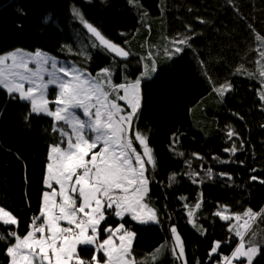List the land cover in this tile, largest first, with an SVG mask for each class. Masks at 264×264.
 I'll return each mask as SVG.
<instances>
[{
  "label": "trees",
  "instance_id": "trees-1",
  "mask_svg": "<svg viewBox=\"0 0 264 264\" xmlns=\"http://www.w3.org/2000/svg\"><path fill=\"white\" fill-rule=\"evenodd\" d=\"M138 4L0 0V55L16 49L43 50L71 59L92 74L109 68L118 83L125 77L139 78L143 65L155 61L157 71L142 83V106L134 127L147 136L153 150L155 168L147 166L150 189L145 202L159 222L139 224L127 216L121 221L109 215L101 227L124 223L134 231L132 256L137 261L162 248L155 264H183L171 251L170 229L175 226L187 264H217L221 255H230L238 238L228 230L234 221L215 213L225 208L232 214L264 210L260 182L264 180V101L260 99L264 78L255 63L261 58L254 38L264 36V0H138ZM73 7L131 55L121 60L102 47H92L94 38L72 14ZM185 35L192 36L191 47L169 60L166 53L172 51V41ZM240 68L245 71L238 72ZM209 77L216 86L229 83L231 90L221 98ZM29 113L28 102L13 99L0 88V206L18 218L21 236L39 214L50 145L61 141L51 130V117ZM229 131L234 133L231 138ZM233 145L235 154L225 151ZM197 202L201 207L195 220L203 233L189 223L188 212ZM254 229L259 242H264V218ZM0 231L5 226L0 225ZM106 236L101 232L100 241ZM215 241L221 247L210 258ZM6 247L0 241V264H10ZM78 252L90 260L95 249L79 246ZM96 255L103 257L102 252ZM253 264H264V248Z\"/></svg>",
  "mask_w": 264,
  "mask_h": 264
},
{
  "label": "snow or ice",
  "instance_id": "snow-or-ice-1",
  "mask_svg": "<svg viewBox=\"0 0 264 264\" xmlns=\"http://www.w3.org/2000/svg\"><path fill=\"white\" fill-rule=\"evenodd\" d=\"M128 3L139 6L138 0H128ZM72 14L95 38L92 47H103L125 60L131 55L88 23L79 9L73 7ZM200 22L204 23L203 20ZM254 38L260 44L261 58L255 63L260 65L258 74L264 78V36L255 34ZM190 40L191 35L174 39L170 55L191 47ZM201 64L203 66V62ZM156 71L155 61H151L143 65L139 78L128 80L125 77V82L114 84L109 68L102 69L93 78L83 68L58 66L54 57L40 50L28 53L16 49L0 55V88L13 99L28 102L29 114L52 117L51 130L61 137L59 143L50 145L43 181L48 190L42 193L39 214L32 217L26 234L18 233V218L0 206V225L5 226V231H0V241L7 244L10 264H155L162 248H157L144 261H137L132 256L134 231L124 223L115 227L101 226L109 215L121 221L127 216L139 224L159 222L156 211L145 203L150 183L147 166L155 168L153 150L147 136L134 127L142 106V80L151 79ZM209 83L221 97L231 90L229 83L216 86L210 77ZM49 86L58 90L52 100L48 99ZM260 99L264 101V91ZM118 101H123L127 107ZM50 103L55 105L54 109L49 107ZM233 135L232 131L228 132L229 138ZM136 143L141 151H137ZM236 150L235 145L225 149L232 154ZM251 179L258 178L253 176ZM260 182L264 183V180ZM200 207L201 203L197 202L188 216L189 223L203 233L205 230L199 228L195 220V212ZM226 212L225 208L215 215L222 220L234 221L228 230L238 238V243L230 255H221L217 264H252L264 248V242H258L257 232L252 230L258 220L264 218V210L255 212L249 208L243 213L229 215ZM7 226L13 227L7 229ZM170 231L173 255L187 264L184 244L176 227H171ZM101 232L107 234L102 241L99 239ZM79 246L95 249L90 260L79 254ZM220 247L221 242H213L209 257L217 254ZM98 252L103 253L102 258L97 257Z\"/></svg>",
  "mask_w": 264,
  "mask_h": 264
},
{
  "label": "rangeland",
  "instance_id": "rangeland-1",
  "mask_svg": "<svg viewBox=\"0 0 264 264\" xmlns=\"http://www.w3.org/2000/svg\"><path fill=\"white\" fill-rule=\"evenodd\" d=\"M173 48H174V46H173ZM21 50H23L24 52H28V53H34L35 51H29V50H25V49H21ZM37 51V50H36ZM40 51H42V52H44V53H47L49 56H52V57H54L56 60H57V63H58V66H72V65H74V66H76V67H78V68H83L87 73H90L91 74V76L93 77V78H95L96 76H97V74L98 73H100L101 71H99L98 73H96V74H92L87 68H84V67H82L81 65H79V64H77L76 62H74L73 60H62V59H60L59 57H57V56H55V55H53V54H51V53H48V52H46V51H43V50H40ZM12 52V51H11ZM10 53V52H9ZM171 53V52H170ZM170 53H166V55H168L169 56V60H171V59H173V58H175L178 54H174V53H172L171 55H170ZM6 54H8V53H6ZM6 54H4V55H6ZM180 54V53H179ZM7 63H11L10 61H8ZM147 64V63H146ZM30 67H34V65H30ZM49 67V70H51L50 69V65L48 66ZM110 71H111V73H112V77H111V79H112V82L114 83V84H118V82H116V80H115V77H114V72H113V70H111L110 69ZM155 74V73H154ZM154 74H152V77H153V75ZM62 75V74H61ZM45 79H47V76L45 77ZM145 80H148V79H143L142 80V83L145 81ZM142 83H141V91H142ZM28 85L26 84L25 85V87H27ZM58 90L57 89H55V87L54 86H49V89H48V99L49 100H52L53 98H54V95H55V93L57 92ZM228 92V91H227ZM226 92V93H227ZM225 93V94H226ZM225 96V95H224ZM223 96V97H224ZM223 97H221V98H223ZM142 102V101H141ZM118 103H120L121 105H123L124 107H127L126 105H124V102L123 101H118ZM49 107L51 108V109H54L55 108V105L54 104H49ZM129 111H130V109H129ZM77 114L78 115H81V118H84L83 116H82V112L80 111V110H77ZM43 115V114H42ZM52 118V117H51ZM53 119V118H52ZM65 128L67 127V126H64ZM134 146L137 148V146H136V144H134ZM140 146V145H139ZM137 151H140V150H138V148H137ZM149 187V186H148ZM149 189H150V187H149ZM46 190H48V189H46ZM45 190V191H46ZM147 197V196H146ZM146 197H145V199H146ZM146 203V202H145ZM149 206V205H148ZM150 207V206H149ZM151 208V207H150ZM223 211V210H222ZM226 215H229V214H232V213H229V212H226L225 213ZM225 221H227V220H225ZM149 223H152V222H149ZM255 225L253 226V229L252 230H254V232H257L255 229ZM257 241L259 242V240H258V233H257ZM89 247H91V246H89ZM79 248V247H78ZM259 255V254H258ZM257 255V256H258ZM256 256V257H257ZM256 257L253 259V262H254V260L256 259ZM253 262H252V264H253ZM234 264H235V262H234Z\"/></svg>",
  "mask_w": 264,
  "mask_h": 264
},
{
  "label": "water",
  "instance_id": "water-1",
  "mask_svg": "<svg viewBox=\"0 0 264 264\" xmlns=\"http://www.w3.org/2000/svg\"><path fill=\"white\" fill-rule=\"evenodd\" d=\"M94 38V37H93ZM95 39V38H94ZM103 48V47H102ZM104 49V48H103ZM106 50V49H105ZM107 51V50H106ZM111 55H113L114 57H116V58H118V59H121V60H124V59H122V58H120V57H117V56H115V54L114 53H111V52H109Z\"/></svg>",
  "mask_w": 264,
  "mask_h": 264
},
{
  "label": "crops",
  "instance_id": "crops-1",
  "mask_svg": "<svg viewBox=\"0 0 264 264\" xmlns=\"http://www.w3.org/2000/svg\"><path fill=\"white\" fill-rule=\"evenodd\" d=\"M134 241V240H133ZM132 244H133V242H132Z\"/></svg>",
  "mask_w": 264,
  "mask_h": 264
}]
</instances>
